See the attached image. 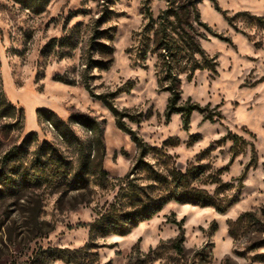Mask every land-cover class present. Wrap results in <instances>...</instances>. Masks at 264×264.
<instances>
[{
    "label": "rangeland",
    "instance_id": "374dc122",
    "mask_svg": "<svg viewBox=\"0 0 264 264\" xmlns=\"http://www.w3.org/2000/svg\"><path fill=\"white\" fill-rule=\"evenodd\" d=\"M171 1L0 0V264H264V0L198 2L219 37L201 28L213 64L179 75L188 129L147 29ZM182 176L209 205L170 199ZM130 184L168 202L98 231Z\"/></svg>",
    "mask_w": 264,
    "mask_h": 264
},
{
    "label": "trees",
    "instance_id": "16d2710c",
    "mask_svg": "<svg viewBox=\"0 0 264 264\" xmlns=\"http://www.w3.org/2000/svg\"><path fill=\"white\" fill-rule=\"evenodd\" d=\"M16 1L24 5L26 8L32 9H37V7H42V5L45 7L49 2V0ZM199 1L201 0H181V2H178V0L171 1L169 3V8L160 14L157 19H154L152 14L149 13L150 22L148 23L147 27L148 30L154 31L157 41L156 46L160 49H163L164 52L167 53L166 55L162 54V72L166 73L164 80L168 82L167 87L173 93L170 99L169 116H171L172 113H181L186 129H188L190 126L192 113L195 110L201 111L202 109L198 105L176 107L180 99L178 91L180 83L179 75L183 73L184 68L194 71L211 67V61L207 58L205 50L201 44V38H206V33L202 32L201 28L209 31L212 35L219 37V34L213 32V30L202 21L198 9ZM211 1L215 2V0ZM199 57L202 58V60H200ZM166 58L170 59L167 61ZM110 109L114 115L118 117L119 114L117 109H115L114 106H110ZM81 122L86 126L92 127V123L86 120H81ZM55 124L58 126V123ZM118 126L123 131L130 133L132 135V140L138 146H144L138 136L133 131L128 130L121 120H118ZM67 131H62V134L64 137L69 138L70 135ZM72 136L75 137L74 135ZM87 167V162H83L81 168L85 169ZM76 179L78 180V178ZM184 179H186V176L179 177V179L176 181L175 189L172 192L170 199L196 205L202 203L204 205H209V200H205L201 194H195L192 191L190 192V190H187L188 184L182 183ZM70 185L75 187V189H83L87 187L86 184ZM130 185L131 186L129 188L123 189V193L130 202V204L128 202L127 205H131L127 208L131 207V210H125L124 208H121L123 207L121 201L119 206H114L112 211L108 212L106 215H103L99 222L97 221V225L95 226L97 227L98 231L126 234L131 231L133 227L137 226L139 222L154 216V214L168 202L167 198L152 199L146 192H144L146 189L142 188V186L138 184ZM242 218L243 216H241L236 221V224H238ZM235 231V227L232 226L230 234L235 235ZM59 251L62 252V250ZM178 251L181 252L180 245H178ZM83 252V249L74 252L70 251L66 253L65 256H61V254L56 255L54 259H61L68 264H84L87 258ZM54 255L55 254H52L51 257H54Z\"/></svg>",
    "mask_w": 264,
    "mask_h": 264
}]
</instances>
